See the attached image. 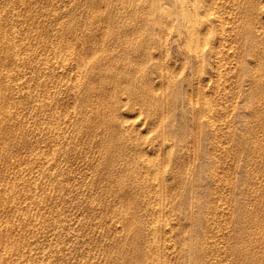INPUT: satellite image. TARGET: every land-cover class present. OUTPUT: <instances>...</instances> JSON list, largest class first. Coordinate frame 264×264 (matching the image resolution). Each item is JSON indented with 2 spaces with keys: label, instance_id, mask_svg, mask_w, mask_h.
Masks as SVG:
<instances>
[{
  "label": "rangeland",
  "instance_id": "rangeland-1",
  "mask_svg": "<svg viewBox=\"0 0 264 264\" xmlns=\"http://www.w3.org/2000/svg\"><path fill=\"white\" fill-rule=\"evenodd\" d=\"M171 4L0 0V264H264V0Z\"/></svg>",
  "mask_w": 264,
  "mask_h": 264
},
{
  "label": "bare ground",
  "instance_id": "bare-ground-1",
  "mask_svg": "<svg viewBox=\"0 0 264 264\" xmlns=\"http://www.w3.org/2000/svg\"><path fill=\"white\" fill-rule=\"evenodd\" d=\"M169 2H171L172 4V6L173 7H175V8H172V10L173 9H175L174 11V15L176 16V26H177V29H178V31L177 32H179V30H180V32L181 33H185V39H186V41L188 40L189 41V47L191 48V49H193L194 50V54H195V56H197V57H202V56H204L206 53H208L210 50H211V47H210V42L212 43V40H214V38L215 37H213V39L211 40V36H208V37H205V39L202 41L201 39H200V37H201V33H204V30L207 32L208 31V29H209V25H212L214 22L215 23H217L218 22V24H220L221 25V28H222V32H223V30H224V32L226 33L227 31H228V28H227V26L224 24V23H222L223 22V19L225 18V15L220 11V8L227 2V0H168ZM206 3H208V6L206 7V6H203L204 4H206ZM245 4V3H244ZM243 5V4H242ZM250 5H252V4H250ZM255 5V4H254ZM163 7V4H159V5H157V8H159L160 10H162L161 8ZM254 7V6H253ZM253 13V12H252ZM249 14V13H248ZM247 14V15H248ZM251 14V13H250ZM251 17V16H250ZM240 32V31H239ZM224 33V34H225ZM179 34V33H178ZM223 34V33H222ZM183 36V35H182ZM224 36V35H223ZM255 37V36H254ZM221 38H222V36H221ZM219 40H221V39H219ZM243 40V39H242ZM249 40V38H247V40H245V41H248ZM222 41H224V40H222ZM221 41V42H222ZM251 41H252V39H251ZM254 41V40H253ZM258 41H260V40H258ZM215 42V41H214ZM255 43V42H254ZM262 43V42H261ZM221 44V43H220ZM224 44V43H223ZM258 44H259V42H258ZM264 44V43H263ZM225 45V44H224ZM212 46V45H211ZM214 48V47H213ZM220 48V47H219ZM219 48L217 49V47H216V50H217V52L216 53H221L222 52V48L219 50ZM224 48V47H223ZM254 48V47H253ZM256 49V48H255ZM260 49V48H259ZM192 50V51H193ZM214 50V49H213ZM225 50V49H224ZM223 50V51H224ZM191 51V50H190ZM258 51V50H257ZM214 52V51H213ZM192 53V52H191ZM190 53V54H191ZM259 53H261L260 51H259ZM193 54V53H192ZM213 54V53H212ZM219 55H221V54H219ZM263 56H264V54H263ZM215 57H217V54H216V56ZM262 57V56H261ZM218 58V57H217ZM263 60V59H262ZM218 64V63H217ZM241 64H243V63H241ZM246 66V65H245ZM217 71L220 73V74H222L223 73V70L226 68V66H225V64L224 63H221V64H218L217 66ZM246 68V67H245ZM242 69H244V67L242 66ZM260 69V68H259ZM244 71V70H243ZM245 71H246V69H245ZM260 72H262V71H260ZM260 74V73H259ZM217 75H218V73H217ZM256 76H257V74H256ZM255 76V77H256ZM259 77H260V75H258ZM257 78V77H256ZM218 79L219 80H221V77L218 75ZM260 80V79H259ZM255 81V80H254ZM257 81V80H256ZM258 83V82H257ZM260 85V84H259ZM261 86V85H260ZM259 86V88H262V87H260ZM263 89V88H262ZM258 93H259V91H258ZM263 93V92H262ZM261 93V94H262ZM150 163L151 164H153V165H156L157 163H156V159L155 158H152L151 160H150ZM161 173V172H160ZM164 182V181H163ZM159 183V182H158ZM166 184V183H165ZM161 186V183H160V185H159V187ZM161 189H162V186L160 187ZM164 194V193H163ZM162 195V194H161ZM160 195V196H161ZM159 196V197H160ZM162 197V199L164 198L163 196H161ZM160 197V198H161ZM160 198H158V199H160ZM164 201V200H163ZM158 203H161L162 204V202L159 200V201H157ZM168 203V202H167ZM169 204V203H168ZM158 205V204H157ZM160 205V204H159ZM158 205V206H159ZM166 205V204H165ZM162 206V205H161ZM152 208V207H151ZM156 208H158V207H156ZM210 208V207H209ZM153 209V208H152ZM164 208L162 207H160V210H163ZM166 209V208H165ZM171 209H173V208H171ZM208 209V208H207ZM157 210V209H156ZM169 210V209H168ZM167 210V211H168ZM211 210V209H210ZM155 211V210H154ZM153 211V212H154ZM159 210H157V212H158ZM166 211V210H165ZM156 212V211H155ZM156 212V213H157ZM163 213H161V211L159 212V213H161L162 215H164V211H162ZM208 212H210L209 210H208ZM213 213V212H212ZM247 213V212H246ZM158 214V213H157ZM200 214V213H199ZM205 214V213H204ZM158 215H160V214H158ZM157 215V216H158ZM246 216V215H245ZM244 216V217H245ZM162 218V216H159V218ZM196 217V216H195ZM158 218V217H157ZM158 218V219H159ZM169 218V217H168ZM167 218V219H168ZM199 218V217H198ZM201 218H202V215H201ZM166 219V218H165ZM171 220V219H170ZM203 220V219H202ZM167 221V220H166ZM199 221H200V219H199ZM162 221H158L157 220V223H161ZM172 222V221H171ZM156 223V220H153L152 222H151V225H150V227L151 228H159V227H161L160 225H158ZM170 223H169V221L168 222H164V224L162 225V223H161V225H162V229H163V227H167L168 225H169ZM200 224H201V222H200ZM173 225V224H172ZM174 226V225H173ZM169 227H170V225H169ZM169 227H168V231L170 232V230H169ZM173 228V227H172ZM161 229V228H160ZM160 229L158 230V229H156L155 230V232L158 230V231H160ZM161 229V231H163ZM171 229V228H170ZM248 229V228H247ZM153 230V229H152ZM173 230V229H172ZM157 231V232H158ZM168 231H165L166 233L168 232ZM175 231V230H174ZM194 231H195V229H194ZM245 231V230H244ZM249 231V230H248ZM164 232V233H165ZM168 232V233H169ZM173 232V231H172ZM242 232H243V230H242ZM159 233V232H158ZM163 233V232H162ZM165 233V234H166ZM196 233H197V231H196ZM245 233V232H244ZM250 233V232H249ZM155 234H157V233H155ZM172 234V233H171ZM193 234H194V232H193ZM260 234V233H259ZM157 235H159V234H157ZM195 235V234H194ZM198 235V234H197ZM240 235H238L237 237H239ZM244 236H245V234H244ZM194 237V236H193ZM192 237V238H193ZM197 237V236H196ZM191 238V237H190ZM195 238V237H194ZM199 239V238H198ZM263 239V238H262ZM261 239V240H262ZM157 240V239H156ZM156 240H154V243H155V241ZM172 240V239H171ZM170 240V241H171ZM241 240V239H240ZM260 240V241H261ZM158 241V240H157ZM170 241H167V240H163V242H162V244H159V245H161V247L160 248H162V249H165L166 250V248H169V247H173V245H171L170 243ZM189 241H190V239H189ZM201 241V240H200ZM243 241V240H242ZM197 242H199V241H197ZM196 242V243H197ZM159 242H157V244H158ZM247 243V242H246ZM154 245V244H153ZM159 245H154V246H159ZM189 246L191 245V244H188ZM199 245H201V244H199ZM203 245V244H202ZM207 245V244H206ZM197 247H198V245H196ZM246 246V245H245ZM202 247V246H201ZM191 248H194L193 246H191ZM195 249H197V248H195ZM199 249V248H198ZM203 249H205V247L203 248ZM189 250H191L190 249V247H189ZM251 250V249H250ZM197 251V250H196ZM246 251V250H245ZM248 251V250H247ZM190 252V251H189ZM189 252H187V253H189ZM199 252H200V250H199ZM236 252H237V250H236ZM239 253H240V251H238ZM242 253H244V252H242ZM195 254V253H194ZM189 255V254H188ZM206 255V254H205ZM190 256V255H189ZM193 256V255H192ZM191 257V256H190ZM197 257V256H196ZM246 257H248V256H246ZM195 258V257H194ZM190 259H192V258H190ZM244 259V258H243ZM195 260H196V258H195ZM201 260V259H200ZM203 261H204V259H203ZM166 262V259H161V258H159V262H157L156 264H163V263H165ZM192 262V261H191ZM251 262V261H250ZM193 263V262H192ZM204 263H206V262H204ZM241 263V262H240ZM244 263V262H243ZM166 264V263H165ZM247 264V263H246ZM249 264V263H248Z\"/></svg>",
  "mask_w": 264,
  "mask_h": 264
}]
</instances>
